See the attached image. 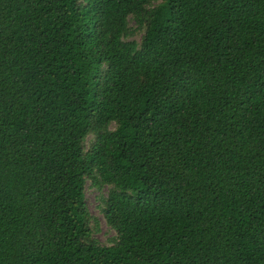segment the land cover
<instances>
[{"label": "trees", "instance_id": "16d2710c", "mask_svg": "<svg viewBox=\"0 0 264 264\" xmlns=\"http://www.w3.org/2000/svg\"><path fill=\"white\" fill-rule=\"evenodd\" d=\"M0 264H264V0H0Z\"/></svg>", "mask_w": 264, "mask_h": 264}, {"label": "rangeland", "instance_id": "374dc122", "mask_svg": "<svg viewBox=\"0 0 264 264\" xmlns=\"http://www.w3.org/2000/svg\"><path fill=\"white\" fill-rule=\"evenodd\" d=\"M130 26L135 28L134 23L131 21ZM143 35V31H136L131 36L130 40L140 41ZM90 142V138L87 140V145ZM107 187L102 189L93 188L90 182L87 183L85 189V201L88 207L89 213L92 217V226H96L95 232L93 233V238L99 242L102 246H110L113 244V240L116 237L115 232L109 228L106 224L101 212L99 198L104 197L107 193Z\"/></svg>", "mask_w": 264, "mask_h": 264}]
</instances>
